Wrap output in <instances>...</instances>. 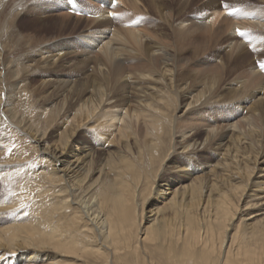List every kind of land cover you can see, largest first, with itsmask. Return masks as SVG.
Masks as SVG:
<instances>
[{"label":"bare ground","instance_id":"bare-ground-1","mask_svg":"<svg viewBox=\"0 0 264 264\" xmlns=\"http://www.w3.org/2000/svg\"><path fill=\"white\" fill-rule=\"evenodd\" d=\"M117 1L0 0V263L264 264V0Z\"/></svg>","mask_w":264,"mask_h":264},{"label":"rangeland","instance_id":"rangeland-1","mask_svg":"<svg viewBox=\"0 0 264 264\" xmlns=\"http://www.w3.org/2000/svg\"><path fill=\"white\" fill-rule=\"evenodd\" d=\"M111 17L114 18L113 16ZM250 34L251 32L248 33V36H251ZM23 95L24 96H22L21 98L20 110L26 109L27 111L26 110L25 111L28 112L30 109H34L35 111L36 101L34 99H32L31 101L29 100V97L31 95L30 88L29 89L26 88L23 92ZM28 101H30L31 103H29ZM60 122L62 121L60 120L59 123ZM83 130H84V133L87 134L91 138V134L86 130V128H84ZM110 130H116V128L112 127L110 128ZM0 132H3L9 137V139L7 140L8 142L7 141L1 142L2 146L4 147L7 146L9 147V149L7 152H5L6 154L3 155L4 157L0 159V162L1 163L4 161L7 162L6 160L9 157V155L13 154L14 152H17L20 156V161H22V164H24L22 165V167L18 166V167H15L13 170H11L10 172L11 174L8 176H5L3 180H1L0 178V193L2 192V188L5 185L8 193H11L15 196L16 194L17 196H22V197L24 196L23 198L24 199L26 198L25 201L30 200L31 203H33L38 199L37 195L38 194L40 195L41 189L38 187L32 188L31 182L33 180L29 181L28 179H21L18 175H20L22 172H25L26 170H27L26 171L27 173H30V172L33 173L37 168L39 169L41 166V163H40L41 153L32 146V141L28 137L27 134H25L24 132H21L15 127L13 128L9 126L7 123L4 122L2 116H0ZM116 143L117 142H115L114 144ZM216 153L219 154V152H216ZM31 205L28 204L27 207ZM14 257L16 258V262H14L13 264L22 263L20 258L17 257V255ZM3 262L4 264H12V262L8 259L7 261H3Z\"/></svg>","mask_w":264,"mask_h":264}]
</instances>
